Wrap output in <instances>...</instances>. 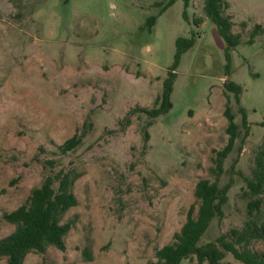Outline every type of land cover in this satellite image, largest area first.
Masks as SVG:
<instances>
[{
	"label": "rangeland",
	"instance_id": "obj_1",
	"mask_svg": "<svg viewBox=\"0 0 264 264\" xmlns=\"http://www.w3.org/2000/svg\"><path fill=\"white\" fill-rule=\"evenodd\" d=\"M158 1L0 0V236L14 228L2 213L40 183L47 158L80 171L77 204L63 214L73 219L65 249L32 250L24 264H152L155 249L196 209V181L215 178V150L228 140L227 99L240 132L219 182L232 177V186L223 217L201 241L242 224L237 170L249 173L264 134V0H227L232 30L241 34L228 73L225 41L203 0H174L162 12ZM256 23L262 28L248 42ZM178 36L193 44L174 68L170 108L147 125L142 108L161 94ZM229 80L240 84L238 98ZM83 130L75 148L59 150ZM253 247L264 250V241ZM236 263L226 253L221 264Z\"/></svg>",
	"mask_w": 264,
	"mask_h": 264
},
{
	"label": "trees",
	"instance_id": "obj_2",
	"mask_svg": "<svg viewBox=\"0 0 264 264\" xmlns=\"http://www.w3.org/2000/svg\"><path fill=\"white\" fill-rule=\"evenodd\" d=\"M174 0H159V12H162ZM186 6L189 0H183ZM227 0H203V11L212 20L220 35L225 41V71H230V50L241 39V34L232 30V14L227 11ZM262 28L256 23L251 29L248 42H252L258 31ZM175 59L168 75L164 80L161 94L156 95L154 103L149 108H142L146 112L149 125L154 118L167 111L171 106L170 92L175 77L174 68L179 61L181 53L193 44L192 37L178 36L176 38ZM225 87L234 91L238 98L241 86L232 80L225 81ZM243 112L242 124L245 134L248 124ZM224 115L227 118L226 131L228 140L226 144L215 150L211 172L214 179L199 178L194 186V195L197 207L191 205L178 231L174 232L173 239L157 247L154 251L156 260L152 264H182L184 259H195V264H221L226 253L241 262V264H264V250L253 247L255 240L264 241V220L261 219V210L264 203V134L261 142L253 154V163L248 174L241 170L237 173L242 176L243 184L240 195L246 200L245 217L240 226H231L220 232L213 239L201 241L211 221L224 215L223 206L228 200L229 190L232 186V177L219 182V176L224 171L223 159L235 144L239 135V124L235 121L229 99L226 100ZM264 125V121L262 122ZM85 126V122L83 123ZM85 130L75 131L64 139L58 148L62 153L75 148L82 140ZM148 131L144 132V139L148 138ZM47 172L39 184L30 189L23 202L11 210L4 211L2 216L14 224L8 234L0 236V257H5L7 264H22L29 251L44 252L47 246L54 245L61 250L65 249L64 237L72 226L73 219H63L65 211L77 204V197L73 191V184L80 171L74 166L57 167L54 158H47L43 162ZM88 256V255H87ZM193 264V263H191Z\"/></svg>",
	"mask_w": 264,
	"mask_h": 264
},
{
	"label": "crops",
	"instance_id": "obj_3",
	"mask_svg": "<svg viewBox=\"0 0 264 264\" xmlns=\"http://www.w3.org/2000/svg\"><path fill=\"white\" fill-rule=\"evenodd\" d=\"M29 252H30V251H29ZM29 252H28V253H29ZM28 253H27V254H28ZM27 254H26V255H27ZM26 255H25V258H26ZM25 258H24V260H23L22 264H24ZM6 264H7V263H6Z\"/></svg>",
	"mask_w": 264,
	"mask_h": 264
},
{
	"label": "built area",
	"instance_id": "obj_4",
	"mask_svg": "<svg viewBox=\"0 0 264 264\" xmlns=\"http://www.w3.org/2000/svg\"><path fill=\"white\" fill-rule=\"evenodd\" d=\"M236 264H240V263L237 262Z\"/></svg>",
	"mask_w": 264,
	"mask_h": 264
}]
</instances>
